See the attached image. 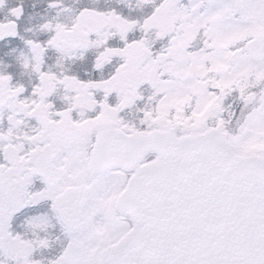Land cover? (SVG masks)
Masks as SVG:
<instances>
[{
  "label": "snow or ice",
  "instance_id": "snow-or-ice-1",
  "mask_svg": "<svg viewBox=\"0 0 264 264\" xmlns=\"http://www.w3.org/2000/svg\"><path fill=\"white\" fill-rule=\"evenodd\" d=\"M0 264H264V0H0Z\"/></svg>",
  "mask_w": 264,
  "mask_h": 264
}]
</instances>
